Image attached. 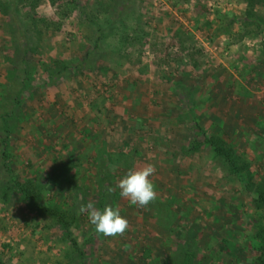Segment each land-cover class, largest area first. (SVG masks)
<instances>
[{
    "label": "rangeland",
    "instance_id": "rangeland-1",
    "mask_svg": "<svg viewBox=\"0 0 264 264\" xmlns=\"http://www.w3.org/2000/svg\"><path fill=\"white\" fill-rule=\"evenodd\" d=\"M149 163L142 208L116 185ZM249 184L264 186V0H0V264H261ZM90 201L128 230L97 234Z\"/></svg>",
    "mask_w": 264,
    "mask_h": 264
},
{
    "label": "clouds",
    "instance_id": "clouds-1",
    "mask_svg": "<svg viewBox=\"0 0 264 264\" xmlns=\"http://www.w3.org/2000/svg\"><path fill=\"white\" fill-rule=\"evenodd\" d=\"M155 172V165L151 163L142 168L129 170L116 185L120 190L119 195L132 205L146 208L157 198L155 185L150 179ZM114 191V188H108L109 193ZM79 213L87 214L95 232L106 237L122 236L129 228V221L120 214L118 208L112 206H105L101 211L90 201L80 206Z\"/></svg>",
    "mask_w": 264,
    "mask_h": 264
},
{
    "label": "trees",
    "instance_id": "trees-1",
    "mask_svg": "<svg viewBox=\"0 0 264 264\" xmlns=\"http://www.w3.org/2000/svg\"><path fill=\"white\" fill-rule=\"evenodd\" d=\"M246 15L247 19L251 22L257 21V19L259 18L252 12H247ZM204 143L209 144L215 150L216 154L221 159L225 160L233 173L243 175L247 172L249 168L248 163L241 157H239L233 149L229 148L223 140L216 139L214 137H208L207 135H205ZM247 189L250 192L256 193L255 204L258 208L264 209V186L249 184ZM25 191L27 193L28 199L36 204V201L38 199L35 191L32 189H27ZM72 244L74 249L78 250V244L75 240H72ZM260 263L264 264V259H261Z\"/></svg>",
    "mask_w": 264,
    "mask_h": 264
}]
</instances>
